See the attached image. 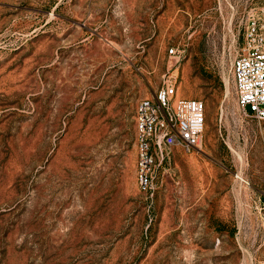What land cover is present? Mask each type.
I'll return each instance as SVG.
<instances>
[{
	"label": "rangeland",
	"instance_id": "obj_1",
	"mask_svg": "<svg viewBox=\"0 0 264 264\" xmlns=\"http://www.w3.org/2000/svg\"><path fill=\"white\" fill-rule=\"evenodd\" d=\"M253 22L264 0H0V264H264V121L232 75ZM164 74L206 122L149 200L135 111Z\"/></svg>",
	"mask_w": 264,
	"mask_h": 264
},
{
	"label": "built area",
	"instance_id": "obj_2",
	"mask_svg": "<svg viewBox=\"0 0 264 264\" xmlns=\"http://www.w3.org/2000/svg\"><path fill=\"white\" fill-rule=\"evenodd\" d=\"M259 30L255 22L248 26L244 46L232 64V75L238 107L264 121V36ZM183 53L179 46L168 49L175 64L182 60ZM162 78L153 96L139 100L135 111L137 185L149 200L156 189L157 169L169 159L171 149L176 146L188 152L197 149L206 122L204 101L179 96L176 76L164 74Z\"/></svg>",
	"mask_w": 264,
	"mask_h": 264
},
{
	"label": "water",
	"instance_id": "obj_3",
	"mask_svg": "<svg viewBox=\"0 0 264 264\" xmlns=\"http://www.w3.org/2000/svg\"><path fill=\"white\" fill-rule=\"evenodd\" d=\"M246 110H247L248 112H250V111H251L250 106H247V107H246Z\"/></svg>",
	"mask_w": 264,
	"mask_h": 264
}]
</instances>
